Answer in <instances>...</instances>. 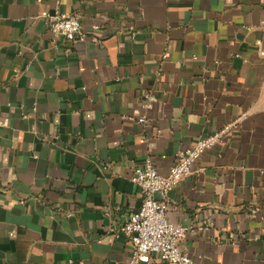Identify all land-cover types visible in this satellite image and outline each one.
Returning <instances> with one entry per match:
<instances>
[{
	"label": "crops",
	"instance_id": "0c3cea01",
	"mask_svg": "<svg viewBox=\"0 0 264 264\" xmlns=\"http://www.w3.org/2000/svg\"><path fill=\"white\" fill-rule=\"evenodd\" d=\"M227 125L159 200L193 261L264 264V0H0V264H125L133 169Z\"/></svg>",
	"mask_w": 264,
	"mask_h": 264
},
{
	"label": "built area",
	"instance_id": "2783aa9c",
	"mask_svg": "<svg viewBox=\"0 0 264 264\" xmlns=\"http://www.w3.org/2000/svg\"><path fill=\"white\" fill-rule=\"evenodd\" d=\"M43 22L55 37L62 36L70 41L75 39L81 29L80 16L74 13L56 12L45 15ZM101 34L104 36L105 32ZM147 99L150 101L153 97L147 96ZM146 106H149V102ZM138 120L144 122V117L141 116ZM228 130L229 125L200 138L191 148L179 154V159L165 175L149 161L133 169L131 180L139 188L141 201L138 209L117 227L118 232L123 233L132 246L131 255L125 264H139L148 254H156L171 264H200L193 261L181 248L187 228L171 222L167 217L166 202L155 199L154 195H166L180 179L190 173L192 164L203 151L220 141ZM115 229L113 226L108 228L111 232Z\"/></svg>",
	"mask_w": 264,
	"mask_h": 264
},
{
	"label": "water",
	"instance_id": "95a60500",
	"mask_svg": "<svg viewBox=\"0 0 264 264\" xmlns=\"http://www.w3.org/2000/svg\"><path fill=\"white\" fill-rule=\"evenodd\" d=\"M159 195H160V194L156 193V194L154 195V198H155V199H159Z\"/></svg>",
	"mask_w": 264,
	"mask_h": 264
}]
</instances>
